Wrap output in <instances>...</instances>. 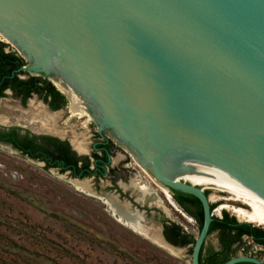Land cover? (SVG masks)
Here are the masks:
<instances>
[{
    "label": "water",
    "instance_id": "95a60500",
    "mask_svg": "<svg viewBox=\"0 0 264 264\" xmlns=\"http://www.w3.org/2000/svg\"><path fill=\"white\" fill-rule=\"evenodd\" d=\"M0 35L25 56L21 70L70 91L99 134L200 202L190 264L213 221L201 187L264 202V0H0ZM243 263L264 264H224Z\"/></svg>",
    "mask_w": 264,
    "mask_h": 264
},
{
    "label": "flooded vegetation",
    "instance_id": "af4514ba",
    "mask_svg": "<svg viewBox=\"0 0 264 264\" xmlns=\"http://www.w3.org/2000/svg\"><path fill=\"white\" fill-rule=\"evenodd\" d=\"M28 65L25 56L0 35V149L19 159L37 162L45 171L56 170L57 174L68 176L75 188L76 183H86L88 191L76 189L102 201L117 221L112 203L120 213L140 220L149 241L157 244L161 240V248L171 253L186 252L191 260L195 239L202 227L198 204L192 196L149 181L146 176H150L137 164L131 150L119 145L110 130L99 134L92 113L73 116L69 96L51 79L21 70ZM31 104L42 108L48 116L57 117L54 129L25 117ZM142 188L147 195L140 201ZM202 189L209 199V189ZM215 202L209 201L211 224L215 218L222 220L225 212L223 204ZM162 203L175 210L181 219L169 217ZM184 220L187 227L181 222ZM212 234L216 236V244L207 242ZM238 247L237 255L231 257L227 242L222 240L219 231H214L207 235L201 247L198 264H224L235 257L260 260L241 243Z\"/></svg>",
    "mask_w": 264,
    "mask_h": 264
},
{
    "label": "rangeland",
    "instance_id": "374dc122",
    "mask_svg": "<svg viewBox=\"0 0 264 264\" xmlns=\"http://www.w3.org/2000/svg\"><path fill=\"white\" fill-rule=\"evenodd\" d=\"M42 111L31 104L25 117L54 129L56 122L46 124ZM144 171L149 181L156 182ZM76 188L68 176L56 170L45 171L37 162L0 149V264H190L186 252L171 253L161 248L118 222L102 201ZM151 189L155 187L151 185ZM209 191L216 198L227 197ZM215 203L227 205L222 200ZM162 206L169 217L181 219L175 210L164 203ZM181 222L188 226L185 220ZM207 242L216 244L215 234ZM241 245L264 262V247L246 237Z\"/></svg>",
    "mask_w": 264,
    "mask_h": 264
},
{
    "label": "bare ground",
    "instance_id": "6f19581e",
    "mask_svg": "<svg viewBox=\"0 0 264 264\" xmlns=\"http://www.w3.org/2000/svg\"><path fill=\"white\" fill-rule=\"evenodd\" d=\"M55 86L58 89H60L62 92H64L65 94H67L69 96L70 108H71L70 112L72 113V115L73 116L74 115L75 116L83 115L84 114V111H83L82 102L80 100H78L70 91H67V90H64L63 91V89H61V87H59V85L57 83L55 84ZM41 116L44 119V121H45L46 124H51V125H54V123L56 122V119H57V117H55V116L54 117L48 116L43 111L41 112ZM83 124H84V122H83ZM132 186L135 187V184H133ZM77 188H79L80 190H83V191H88L87 185L85 186V183L84 184L83 183L82 184H79L77 186ZM201 188H204V189H212L215 192L217 191V192L226 194L227 195L226 198H216V197H214L212 195H209V199H210L209 201L215 202L217 200H222L225 203H227V205H223L222 208L225 209V210H228L233 216H235V218L238 221H240V222H248V223H251V224L258 225V226H264V202L263 201L255 198L253 196H250V195H248L246 193H241V192H237V191H224V190H218V189L207 188V187H201ZM145 194H146V190L144 188H142L141 189V194H140V201H143L144 200ZM106 201H108V200H106ZM228 203H231L230 205H238V206L241 205L242 207H245L246 209H244V208H238L236 206H230V205L228 206ZM116 210H118V209H116ZM113 211L114 210H112V212ZM130 215H132V214H130ZM123 222L124 221H122V223ZM127 226L128 227L129 226L130 227H133V225H129V223H127ZM133 228H136V227H133ZM139 229L141 230V228H139Z\"/></svg>",
    "mask_w": 264,
    "mask_h": 264
},
{
    "label": "trees",
    "instance_id": "16d2710c",
    "mask_svg": "<svg viewBox=\"0 0 264 264\" xmlns=\"http://www.w3.org/2000/svg\"><path fill=\"white\" fill-rule=\"evenodd\" d=\"M190 198L198 204V208L200 212L199 222H200V226H202L203 224L202 206L196 198L194 197H190ZM223 215L224 216L222 220L215 218V222L212 223L209 228L208 235H210L214 231H219L222 240L227 242V248L230 250L231 257L237 255V252L241 247V246L238 247V245L241 243L244 237L249 238L254 244L264 247V228L256 227L248 223H238L235 220V218L231 217L226 212H224ZM235 245L237 246L234 247Z\"/></svg>",
    "mask_w": 264,
    "mask_h": 264
}]
</instances>
